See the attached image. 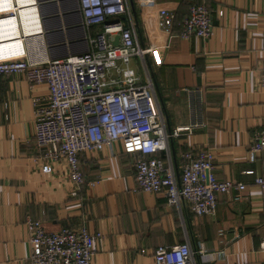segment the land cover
Listing matches in <instances>:
<instances>
[{
  "label": "crops",
  "instance_id": "crops-1",
  "mask_svg": "<svg viewBox=\"0 0 264 264\" xmlns=\"http://www.w3.org/2000/svg\"><path fill=\"white\" fill-rule=\"evenodd\" d=\"M141 43L154 42L145 7L129 0ZM156 7L187 14L192 2L211 9L213 31L206 38L174 37L158 65L147 57L164 103L168 127L197 119L204 126L169 141L175 168L187 149H211L220 179L245 183L242 196L219 193L214 214H195L183 200L170 204L163 192L143 191L133 156L120 141L100 150L81 151L83 181L73 182L62 160L43 157L34 139L31 98L44 100L47 85H29L24 72L0 75V264H27L30 252L24 224L39 217L45 230L85 222L94 239L92 264H155L159 244L188 239L196 264H264L259 249L264 218V150L253 162L246 149L252 132L264 128V0H154ZM44 21L50 57L84 51L88 42L76 0L53 3ZM177 29V27H175ZM186 87L202 89L193 102ZM159 99V97H158ZM253 169L248 173L246 169ZM144 249L142 251L141 249Z\"/></svg>",
  "mask_w": 264,
  "mask_h": 264
},
{
  "label": "built area",
  "instance_id": "built-area-1",
  "mask_svg": "<svg viewBox=\"0 0 264 264\" xmlns=\"http://www.w3.org/2000/svg\"><path fill=\"white\" fill-rule=\"evenodd\" d=\"M59 1L0 0V75L24 72L31 87L47 85L44 100L31 98L34 139L41 155L64 161L69 178L80 183L79 153L120 141L123 150L133 156L139 188L163 192L170 204L185 200L195 214H214L219 193L234 189L233 197L240 198L245 183L217 177L211 149H185L180 170L175 168L170 139L191 134L205 124L194 119L167 126L148 66L149 56L153 64L162 62V52L174 37L206 39L212 33L207 3L192 2L187 14L177 19L174 10L156 7L154 0H139L145 7V28L154 34V42L145 45L129 0H76L88 46L81 52L50 57L46 41L50 29L44 21L53 16L50 8ZM132 56L141 59L144 78L129 65ZM260 70L264 86V61ZM185 92L201 107L202 89L186 87ZM262 150L264 128H257L246 149L247 159L255 161ZM255 182L264 189L262 176H256ZM24 224L30 245L27 264H92L98 233L90 232L84 221L48 231L39 217L29 215ZM260 226L258 247L264 251V218ZM195 254L185 239L157 245L153 258L155 264H196Z\"/></svg>",
  "mask_w": 264,
  "mask_h": 264
},
{
  "label": "rangeland",
  "instance_id": "rangeland-1",
  "mask_svg": "<svg viewBox=\"0 0 264 264\" xmlns=\"http://www.w3.org/2000/svg\"><path fill=\"white\" fill-rule=\"evenodd\" d=\"M122 65H124V63H122ZM129 65L134 67L137 73H139L142 76V78L146 76L143 63L140 58L132 56L129 61Z\"/></svg>",
  "mask_w": 264,
  "mask_h": 264
},
{
  "label": "water",
  "instance_id": "water-1",
  "mask_svg": "<svg viewBox=\"0 0 264 264\" xmlns=\"http://www.w3.org/2000/svg\"><path fill=\"white\" fill-rule=\"evenodd\" d=\"M211 19H212V15H211ZM114 43H115V44L118 43V35H116V37H115V39H114ZM154 86H155V88H156V90H157V92H158L159 90H158V88H157V84H156L155 82H154ZM158 93H159V92H158ZM158 97H159V101H160V104H161L163 110H165V109H164V103H163V101H162V98H161L160 94H158ZM165 115H167V114L165 113Z\"/></svg>",
  "mask_w": 264,
  "mask_h": 264
},
{
  "label": "trees",
  "instance_id": "trees-1",
  "mask_svg": "<svg viewBox=\"0 0 264 264\" xmlns=\"http://www.w3.org/2000/svg\"><path fill=\"white\" fill-rule=\"evenodd\" d=\"M79 156V155H78Z\"/></svg>",
  "mask_w": 264,
  "mask_h": 264
}]
</instances>
